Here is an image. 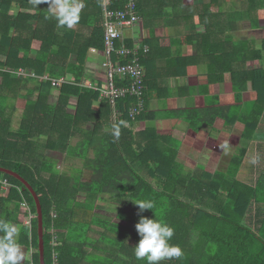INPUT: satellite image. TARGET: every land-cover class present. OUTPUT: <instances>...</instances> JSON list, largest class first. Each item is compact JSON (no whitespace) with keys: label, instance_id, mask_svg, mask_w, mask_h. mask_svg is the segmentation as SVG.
Masks as SVG:
<instances>
[{"label":"trees","instance_id":"obj_1","mask_svg":"<svg viewBox=\"0 0 264 264\" xmlns=\"http://www.w3.org/2000/svg\"><path fill=\"white\" fill-rule=\"evenodd\" d=\"M102 2L83 0L80 21L69 30L58 28L54 19L47 18V4L37 8L31 0H0L2 84L14 83L18 90L27 91L24 124H33L35 130L38 123L32 121L34 116L50 124L45 149H61L67 159V169L63 170L57 169V157L44 153L34 155V162L19 160L14 154L20 150L18 141L31 134L20 135L9 145V133L3 137L6 144L0 145V167L23 176L39 195L45 264H145L134 256V246L140 239L135 225L140 215H155L175 229L171 242L181 246L184 255L162 264H264V170L254 184L239 177L247 147L232 154L226 167L212 171L200 164L199 172L187 173L178 158L180 139L158 128L137 130L139 122L156 118L150 104L155 97L150 70L160 50L165 57L172 55L170 62L178 68L187 67L190 61L206 65L208 81L228 82L233 93L224 100L206 84L201 91L203 105L169 109L167 118L183 119L197 133L204 123L214 126L219 119L228 127L242 123L244 139L264 137V67L247 65L249 59L256 64L264 59L263 50L252 38L234 39L230 32L238 30L235 24L244 18H251L253 26H259L264 0H248L245 9L234 11L226 30L223 23H218L221 0H204L200 5L191 0H138L140 15L146 18L148 13L161 19V24L164 21L178 28L175 45L192 46L194 55L177 59L168 47L157 44L159 39L148 24L152 32L142 45L147 44L149 50L140 54L147 85L145 106L134 118L130 108L137 98H119L116 121L109 100L101 97L100 90L81 84L86 78L89 53L98 51L102 55L105 46ZM164 3L170 4L172 14L167 15L158 6ZM112 6L124 3L112 2ZM134 43L126 39L127 45ZM20 68L35 75L20 74ZM63 78L67 80L59 86L53 82ZM130 82L116 77L117 85ZM97 85L103 86L101 82ZM54 90L57 99L50 102ZM249 92L255 98L245 105ZM72 98L77 99L75 110L68 109ZM114 124L120 127L118 139L112 134ZM73 138H78L75 144ZM4 179L9 182L8 190L3 189ZM131 199L152 200L155 208L140 213ZM106 204L116 212L117 220L96 214V209L103 210ZM31 213L34 217L28 224ZM0 219L21 226V245L33 250L32 260L26 264H40L35 198L20 179L3 170ZM24 225L27 230H23Z\"/></svg>","mask_w":264,"mask_h":264},{"label":"crops","instance_id":"obj_2","mask_svg":"<svg viewBox=\"0 0 264 264\" xmlns=\"http://www.w3.org/2000/svg\"><path fill=\"white\" fill-rule=\"evenodd\" d=\"M191 3L195 4V2H193V0H191ZM160 5L165 10L167 7L170 9V13L168 12L167 15L172 14V11H171L172 7L170 6L169 3H164V4H160ZM141 17H142V19H141L140 23L135 25L131 29V30L135 29V32L132 31L133 37L127 35L128 38L133 39V41L135 42L134 45L137 43H142L143 39H145L147 36L150 35V33L152 31H151L149 25L152 24V28L154 29L153 33H155V36L159 39L157 44L160 47H163L164 49L166 47H168L169 51H171L173 56H175L177 59H178V57H182V56H186L187 58L193 57L194 49H192V46L175 45V37H176L175 31L173 29V34H172L171 27L169 25H166L164 23V21L162 22L163 26L161 27V25H160L161 19L157 20L156 18H152L150 15H148V13L146 16L147 19L142 14H141ZM148 17H150L151 19ZM159 20H160V22H158ZM255 27H258V26H254V28ZM156 52H157L156 53L157 59H156L155 63L152 65V68L150 70V72H151L150 82L152 84L151 86L153 87V92L155 94V97L156 98H164L168 92L173 91L174 89H177L179 92V95L190 96L192 94L195 96V102H201V101L204 102L205 97L201 93V91H203L204 89L202 90L201 87L204 88V85L207 84L206 81H208V73H207V70H204L203 72H199V71L197 72L196 70H198V68L202 67V66L204 69H206V66L202 63L196 64L195 62L190 61L188 64L186 63L187 67L178 68L176 65H174L173 62H170L172 55H171V57H168V54H169L168 52H167L168 54L166 57H165L164 51L157 50ZM97 55L99 57L98 59H99V65L101 66V72L103 73L104 72V69L102 67L103 56L99 52L97 53ZM87 67H90V66L87 65ZM254 67L255 68L256 67L257 68L264 67V59L257 61V64L254 61V64H253V66H251V68H254ZM179 71L182 74L180 76H179ZM87 80L89 82H93V83L97 84V82H95L96 79H90L87 77ZM13 84H10V83L9 84H2V77L0 76V102L2 105V109L0 111V131H2L0 133V145L6 144L5 138H3V137L9 133H11V135H12L11 136L12 139H9V145H13V142L15 141V139L20 138V135L31 134L30 136L27 137V139L22 137L18 141L17 149H20V150L15 151V153H14V154L18 155V159L23 160V161L25 159L28 162H32V161L34 162V158H35L34 155H36L37 153H42V154L44 153L46 156H49V157L54 156V157H57L59 159L58 164H57V169H59V170L66 169L67 159H66L65 151H63L61 149H59V151H56V150L51 149V148L45 149L44 139H45L46 133H47V136L50 134V130H51L50 124H47V122H45V120H43V119L38 120L39 117H37V116H34L32 118V121L34 119L38 123L37 128L35 130H33V124H31V125H27V124L25 125L24 124V118L23 117H24V111H25L26 103H27V99H26L27 91L25 89L18 90V88L16 87V84H14V85ZM183 84H186V85H184L185 87L181 86ZM227 85H228V82L215 83L210 87V89L212 91L213 87L222 88V90H223L222 93H219V92L218 93L221 94V96L223 97L224 100H226L227 99L226 96L228 94H233L231 91V88H229L230 92L227 93V90H226ZM223 86L225 88H223ZM181 88H183V89H181ZM35 93H37V92H35ZM57 95H58V92L56 90H54L52 96H50V102L55 101L57 99ZM170 95L171 94L167 95V99L170 98ZM152 104L153 103L151 100V105ZM196 105H201V104H196ZM143 122L144 121H142V123ZM169 124H170V128H171L172 136H174L178 139H181L177 135L176 129L174 132L172 129V128H178V127H176V125H174L173 123H169ZM183 124L184 123H182V125L180 124L179 127L186 129V127H184L185 124L184 125ZM215 127L218 130H222V131L228 130V128H226L224 122L221 119H219L217 121V123L215 124ZM229 128H230L231 132L236 131V126L229 127ZM187 129H188V127H187ZM241 130H240V132H241ZM200 132L199 133L194 132V131L190 132L192 142H189L190 145H188V146H190V148L193 150V152H195V149L197 150L198 147H199V150H197V151H208L207 149L209 147H207L205 145V143L201 144V148L203 147L202 149L205 148V150H201L200 144H197L196 142L193 141L194 139H197L199 137ZM254 139L258 140V145L261 148V150L258 149L259 153L257 152V155H256L257 161H258L257 167L261 168V170H260V173H261L264 170V137L259 135L255 138H253L252 140H254ZM35 141H36V143H35ZM256 147H257V145H256ZM241 173L242 172H240V174ZM8 189H5V190H8ZM22 248L26 251V254H27V252H30V249L27 248L25 245H23ZM32 251L30 253V258H28V260H26V262L32 260V258H31V256H33Z\"/></svg>","mask_w":264,"mask_h":264},{"label":"rangeland","instance_id":"obj_3","mask_svg":"<svg viewBox=\"0 0 264 264\" xmlns=\"http://www.w3.org/2000/svg\"><path fill=\"white\" fill-rule=\"evenodd\" d=\"M203 1L204 0H193V2H195V4L197 5L198 4L200 5V3H202ZM221 2L223 3H222L220 15L218 16V23H223L224 28L226 30L228 29L229 16L237 9H240V10L245 9L247 7L248 0H221ZM158 6H161V5H158ZM166 12L170 13V9L168 7L166 8ZM172 19L176 21V19L173 16H172ZM177 23L179 24L178 19H177ZM160 25L161 27L163 26L161 22H160ZM235 25L238 28V30L230 31L233 34V38L234 39H241V38L251 39L252 38L253 40H255V46L263 50L262 52V57H263L264 56V16L259 18V26L255 28L253 26V22L251 21V18L241 19L240 21H237ZM76 27L77 26H74V28ZM170 27H171L172 34H173V29L174 31L175 30L178 31V28H172L171 25ZM131 29H132L131 27L130 28L128 27L126 30V34L133 37L132 35H133V32H135V29L134 30H131ZM97 53L98 51H91L88 55L86 64L89 65L90 67H87L86 78H84L83 83L87 85H93V86L97 85L93 82H89L88 81L89 79L87 80V77H88L90 79H96L95 82L97 83L101 82V85L106 86L107 85V75H105V70L103 72L104 74L101 72V66L99 65V59H98L99 57ZM73 59H75V56L73 57ZM253 64H254L253 58L247 61V65H249V67L253 66ZM204 70H207V68L204 69L202 66V67H199L198 70L196 71L203 72ZM206 83L209 84L210 87L213 85V83H210V81H206ZM184 85L186 84H183L181 86L185 87ZM213 88H212V91L214 93H218V92L222 93L223 91L222 88H218V87H213ZM223 88L225 87L223 86ZM229 88L230 86L228 84L226 88L227 93L230 92ZM201 89L203 90L204 88L201 87ZM169 94H171L170 98L167 99V95ZM245 98L247 99L245 105H247V103H249L251 99L255 98V95L254 93L252 94L251 92H249V93H246ZM76 101H77L76 98H72V101L70 102L68 109L75 110ZM204 102L202 101L195 102L194 95L192 94L190 96L179 95L178 90L174 89L173 91L168 92L164 98L155 97L152 99L153 104L151 105V108L156 112V119L146 120L143 123L139 122L137 124V130L142 129L143 127L144 128L147 127V128H158L161 133H171V128H170L169 123H173L174 125H176V127H178L179 129L172 128L173 132L176 129V133L181 138L180 140L182 142L181 147H180V154L178 158L184 164V170L187 173L189 171L190 173L199 172L201 170L200 167H202L201 165H204L205 168L212 170V171L218 168L226 167L229 160L232 157V154L237 153L239 151V148L241 147H247L248 151L245 156L244 164L240 170V172L242 173L239 175V177L242 180H246L247 182L253 184L256 181V178L259 175L260 170H261L260 167H257L258 161H257V156H256L257 152L261 150V148L258 145L257 139L248 141L241 136L240 130L243 128L242 123H237L236 131H233V132H231L228 126H226L228 130L222 131V130H218L215 127V125L211 126L207 123H204L199 137L197 139H194L193 141L196 142L197 144H200L201 150H205V148L204 149H202L203 147L201 148V144L205 143V145L209 147L207 149L208 151H197L199 150V147H198L197 150L195 149V152H193L190 146H188L190 145L189 142H192V138L190 136V132L192 130L189 129L188 122H186L183 119H177V118L169 119L166 117V112L169 109L193 106L196 104L203 105ZM179 123L181 125L182 123H184L185 124L184 127H186V129L179 127L180 125ZM77 140L78 138H73V143L75 144ZM224 142H228L229 147L225 151H222V149L220 148V145ZM80 166H81V163H80ZM85 178H87V174ZM106 206L107 207L103 210L96 209V214L105 216L113 220H117L116 212L113 210V208H111L108 204H106ZM21 246L23 247V245ZM31 251L32 250L30 249V252H27V254L25 251L27 260L28 258H30Z\"/></svg>","mask_w":264,"mask_h":264},{"label":"clouds","instance_id":"obj_4","mask_svg":"<svg viewBox=\"0 0 264 264\" xmlns=\"http://www.w3.org/2000/svg\"><path fill=\"white\" fill-rule=\"evenodd\" d=\"M31 3L37 8L41 4H47V18L54 19L58 28L69 30L79 23L85 7L83 0H31ZM112 134L119 138V125H113ZM228 147V142L220 145L222 151ZM3 189L5 190L4 187ZM132 201L138 205L140 213L155 208L152 200ZM135 228L140 236L139 242L134 246V256L137 260L145 261V264H162L165 260H178L183 257L184 251L181 246L171 242L175 229L167 222L155 218V215L153 218L140 215ZM23 230H27V225L23 226ZM21 231L20 225L7 219H0V264H26L27 257L20 242Z\"/></svg>","mask_w":264,"mask_h":264},{"label":"built area","instance_id":"obj_5","mask_svg":"<svg viewBox=\"0 0 264 264\" xmlns=\"http://www.w3.org/2000/svg\"><path fill=\"white\" fill-rule=\"evenodd\" d=\"M112 2H123L124 6L114 8ZM138 0H103V25H104V49L102 50V66L107 75V85L98 87L90 85L100 90L102 98H107L111 104L113 117L115 121L119 118L120 111L117 108L116 101L119 98L133 96L137 98L136 103L130 108L132 117L143 111L145 106L144 94L146 90L145 69L140 62V54L143 51L147 52L149 46L147 44L137 43L133 46L126 44L128 38L126 34L127 28H133L139 24L142 17L138 13ZM119 42V43H118ZM114 57L117 61L114 62ZM20 74L28 73L35 75L32 72L19 69ZM122 79H130L129 84L117 85L116 77ZM66 78L54 79L53 82L57 86L61 85ZM3 187L6 189L9 186L7 179L2 181ZM34 214H30L28 224H31V219Z\"/></svg>","mask_w":264,"mask_h":264},{"label":"water","instance_id":"obj_6","mask_svg":"<svg viewBox=\"0 0 264 264\" xmlns=\"http://www.w3.org/2000/svg\"><path fill=\"white\" fill-rule=\"evenodd\" d=\"M0 170H3L4 172H7L9 174H12L16 176L18 179H20L24 185L25 188L29 189L36 201L37 204V216H38V231H39V250H40V264H45V255H44V216H43V209L42 204L39 198L38 193L36 190L32 187V185L29 183L28 180H26L23 176L18 174L17 172L10 170L8 168L0 167Z\"/></svg>","mask_w":264,"mask_h":264}]
</instances>
